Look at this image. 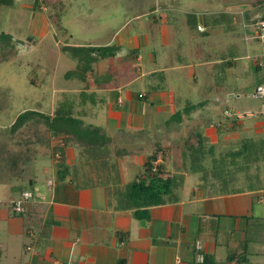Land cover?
Returning a JSON list of instances; mask_svg holds the SVG:
<instances>
[{
    "label": "crops",
    "instance_id": "obj_1",
    "mask_svg": "<svg viewBox=\"0 0 264 264\" xmlns=\"http://www.w3.org/2000/svg\"><path fill=\"white\" fill-rule=\"evenodd\" d=\"M172 12L155 9L143 35L88 45L119 51L63 87L83 124L101 130L105 147H66L62 178L51 149L38 146L34 172L45 182L35 181L33 191L21 186L17 195L9 186L21 180L0 173V264H193L199 254L204 264H264V123L222 118L228 75L222 84L217 72L227 69L228 46L214 38L218 28L209 32ZM239 53L232 52L233 68L245 58ZM182 79L194 88L184 93ZM205 86L213 97L195 96ZM157 150L158 166L176 177V200L144 216H135L138 208L125 193L124 204L110 200L109 186L91 177L111 164L120 173L107 180L126 182ZM39 158H50L53 167L39 172ZM23 191L43 208L34 231L12 210Z\"/></svg>",
    "mask_w": 264,
    "mask_h": 264
},
{
    "label": "rangeland",
    "instance_id": "obj_2",
    "mask_svg": "<svg viewBox=\"0 0 264 264\" xmlns=\"http://www.w3.org/2000/svg\"><path fill=\"white\" fill-rule=\"evenodd\" d=\"M34 1L17 0L12 8H0V142L18 143L29 137L34 139L32 135L36 128L39 132L47 131L46 126L39 122L35 128H22L15 135H10L6 129L25 111H39L51 115L62 100L76 111L75 97L63 95V87H71L83 71L79 62L82 58L79 55L82 53L79 54L75 48L105 44L111 40L117 45L122 38L143 35L147 32L146 24L153 20L157 6L172 10L173 17H188L192 20L191 23L206 26L209 23L208 18H217L222 12L240 14L241 21H233L231 26L229 22L224 21L220 26H216L218 29L214 32V38L219 37L226 47L228 46V50L223 54L238 53L239 50V55L245 57L237 62L236 68L217 72L221 74L222 84L225 74L228 75L219 111L223 113L229 109L232 112L247 114L258 113L260 110L261 101L253 95L257 83L264 78V70L257 72L254 62L257 58H264V45L253 38L256 35L253 25L255 20H262L264 5L257 7L254 5L255 0H39L40 3L43 2L39 21H36L38 12L30 11ZM200 13H206V17L201 18ZM36 28L41 29L35 33ZM207 30L211 32L210 29ZM172 31L169 37L171 45L175 43L176 35L175 31ZM230 43L232 45H229ZM83 60V66L88 63L92 69L97 64L91 56L83 57ZM186 81L181 80L184 93L194 88L190 86L192 83L187 85L189 81ZM198 92V95H195L198 98L213 97V93H209L206 86ZM223 117L225 118L224 114ZM244 121L246 125L255 126L264 123V115L244 116ZM83 128L89 129L85 125ZM53 141L54 146L60 144L58 140ZM99 141L101 147L106 146L102 136ZM95 156L103 162L102 156ZM86 159L93 161L94 158L92 155ZM48 167H53L50 158H39L36 169L40 172ZM87 169L85 168L87 173L93 172ZM97 170L91 177L95 180L99 178L101 184L109 186L110 200L113 196L115 202L122 198L121 203L124 204V196L129 198V188L137 179L138 173L124 176L126 182L119 183L115 179L117 183H114L107 179L108 176L116 177L115 174L120 173L118 168L113 169L112 165L108 164L102 169L97 167ZM2 176L6 178L7 175ZM35 176L36 182H45L43 175H37L35 172ZM21 186L31 191L35 188V184L15 180L9 189L17 195Z\"/></svg>",
    "mask_w": 264,
    "mask_h": 264
},
{
    "label": "trees",
    "instance_id": "obj_3",
    "mask_svg": "<svg viewBox=\"0 0 264 264\" xmlns=\"http://www.w3.org/2000/svg\"><path fill=\"white\" fill-rule=\"evenodd\" d=\"M15 3L16 0H0V8H12ZM42 3H40L39 0H35L32 11L41 12ZM254 5L261 7L264 5V0H255ZM157 8L159 7L157 6L156 9ZM235 16V14L229 12H222L217 15V18H208L207 20H209V23L207 26L216 28L217 25L220 26V23L224 21L229 22L228 24L231 26L234 23L233 17ZM261 19L264 20V16L261 17ZM259 20L260 19L255 20L253 27ZM212 28L211 30H213ZM255 41L260 42L258 38H255ZM75 49L79 54L82 53L79 55L82 57L79 62L85 74L93 69L89 67L88 63L83 66V61H85L83 57L91 56L93 62L97 63L101 59L115 57L119 51V47L115 45L106 47H80ZM234 54L228 53V60L224 63L227 69L233 68L235 64L233 60ZM254 68L257 72L264 70V58L260 60L257 58L254 62ZM260 85H264V78L263 80H259L256 87ZM142 96L143 95H141V97ZM192 110L193 108L190 111ZM76 114L74 109L67 102H63V100L56 106L52 115H46L39 111H25L20 114L14 124L6 129L10 135H15L22 128H35L39 122L46 126L47 131L39 132L36 128L32 135L34 139L29 137L27 140H21L16 144L12 141L0 142V166L3 167L0 173L10 175V172L13 178H17L22 182H29L30 185H33L35 183L34 163L39 152L37 147L41 146L52 150V158L53 160H57L58 163V175L63 178V170L67 168L65 163L66 147L74 143H79V146L87 150L93 149L97 151L98 148H102V144H100L99 141L101 130L96 127H88L89 129L83 130V121ZM53 140H58L60 144L53 146ZM118 152L121 155L130 153L123 150H118ZM157 154L158 150L155 157L153 156L152 159L149 160L143 172L137 175V179L129 188V201L138 208L135 212L136 217L146 215L148 213L147 209L152 206L164 205L176 200L174 195L177 186L176 177L164 173L160 166L154 169L152 165V162L157 159ZM57 157L58 159H55ZM23 190L28 189L24 188ZM24 192L26 191L22 193ZM26 208V212L20 214V217L24 220L25 229L34 231L33 229L38 225V220L43 214V208L34 203V201L27 204Z\"/></svg>",
    "mask_w": 264,
    "mask_h": 264
},
{
    "label": "built area",
    "instance_id": "obj_4",
    "mask_svg": "<svg viewBox=\"0 0 264 264\" xmlns=\"http://www.w3.org/2000/svg\"><path fill=\"white\" fill-rule=\"evenodd\" d=\"M255 31H256V35L253 37L258 38V40H260V42L264 45V20H259L256 24H255ZM253 97L255 99H258L261 101V107L258 113H247V114H241L238 112H232L229 109H226L224 111V115L227 118H231V119H235V120H241L244 119V116H256L258 114L264 115V85H260L258 87H256L255 92ZM161 157L158 158L155 162H154V169H156V167L160 164L161 162ZM34 199V195L32 192L26 191L24 193H22L21 197L17 200H15L12 204V210L15 214H23L26 212L27 208V204H29L32 200ZM198 250H201L200 245L198 244L197 246ZM205 262V258L203 254H199L197 256L196 261L193 264H204Z\"/></svg>",
    "mask_w": 264,
    "mask_h": 264
}]
</instances>
